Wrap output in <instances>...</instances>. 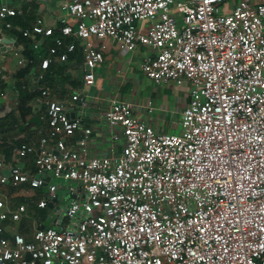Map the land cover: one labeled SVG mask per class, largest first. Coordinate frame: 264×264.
Here are the masks:
<instances>
[{
  "label": "built area",
  "instance_id": "built-area-1",
  "mask_svg": "<svg viewBox=\"0 0 264 264\" xmlns=\"http://www.w3.org/2000/svg\"><path fill=\"white\" fill-rule=\"evenodd\" d=\"M63 10L58 29L38 19L22 30L34 50L52 38L44 70L80 45L92 85L104 61L95 40L111 38L131 51L153 48L143 72L189 82L190 98L180 132L157 130L129 99L111 98L104 117L123 144L99 155L89 153L92 128L50 98L47 133L16 152L36 154L39 174L76 180L85 195L69 202L65 225H40L32 239L6 233L1 222L27 206L0 198V264H264V0H66ZM17 12L0 4L3 21ZM39 174L18 164L6 174L0 164V183L40 187ZM48 183L39 206L57 197Z\"/></svg>",
  "mask_w": 264,
  "mask_h": 264
},
{
  "label": "crops",
  "instance_id": "crops-1",
  "mask_svg": "<svg viewBox=\"0 0 264 264\" xmlns=\"http://www.w3.org/2000/svg\"><path fill=\"white\" fill-rule=\"evenodd\" d=\"M65 1L0 0V4L6 2L18 12H22L19 16L24 24L31 26L38 19H42L46 25H53L58 29V19L65 13ZM18 29L21 27L18 26ZM7 38L10 40L6 41ZM17 41L18 37L13 36L0 19V164L4 173H9L12 164H18L32 174H39L35 164L36 154L30 153L21 157L16 148L21 142L37 141L47 133L46 109L48 100L54 97L66 101V110L71 117H80L83 126L92 128L88 141L91 155L107 154L114 148L118 151L122 148V140L114 141L104 117L113 97L129 99L133 113L157 130L181 131L182 112L190 98V83L177 84L174 80L156 83L149 78L143 72L141 64L147 56L154 54L153 48L140 45L131 51L111 38L95 40L97 46L104 45V61L95 68V83L87 85L84 80L87 67L78 53L82 50L80 45L67 61H62L57 56L53 58V62L65 66L57 70L51 69L49 83L41 81L45 78L47 69L42 68L40 61L35 64L34 58L29 59L26 51L30 46L19 45ZM51 43L50 37L44 38L42 42V46L46 45L48 53ZM27 83L33 90H36V87L47 88L48 95L44 96L36 90L38 92L34 91L35 99L27 104L23 97V94L30 90ZM77 92H80L81 96L73 100L72 95ZM78 136L79 132H76L68 138L73 147H76L75 140ZM50 147L56 150V142L51 141ZM39 175L46 179L40 187L0 183V198L7 207L13 208L19 204L27 206L19 220L1 222L6 227L7 234L20 231L28 239H32L35 229L40 225H65L67 205L72 199L83 198L85 195L81 184L76 180L61 181L51 177L49 172ZM48 182L58 184L57 197L49 200L53 202L52 205L48 202L46 206H39L40 200L48 197ZM60 188L69 191L64 203L59 201Z\"/></svg>",
  "mask_w": 264,
  "mask_h": 264
},
{
  "label": "trees",
  "instance_id": "trees-1",
  "mask_svg": "<svg viewBox=\"0 0 264 264\" xmlns=\"http://www.w3.org/2000/svg\"><path fill=\"white\" fill-rule=\"evenodd\" d=\"M19 15L21 16L22 12H17L16 15L4 20L3 21V26L6 27L13 36H17L18 37V41L17 42H18L19 45L22 44V45H25V46H31L32 42H33V38L25 36L23 34V31H22L24 28H27L30 25L22 23L21 17ZM7 21H11L12 22V26L11 27L6 26ZM18 26H20L21 29H18ZM44 46H41V48L38 49V50H34V49L29 47L28 50L26 51L29 58H34L35 59L34 60L35 64L38 63L39 61L41 63L42 59L49 55L48 50L46 49V45H44ZM78 53H79L80 58L82 56L83 59H84L82 50L78 51ZM64 66H65V64H61V63H58V62H53V59H52V61L50 62L49 67L47 68V74L45 75V78L43 80H41V81H45V82H49L50 83V80H51L50 71H51V69L53 68V69L57 70L59 68H64ZM38 84H39V82H38ZM26 85L28 86V89H30V90H28V92L26 91L23 94V97H24L25 101L28 104L30 101H33L35 99L36 95H35L34 91H36V90H33L31 85H29L28 83ZM20 86H19V88H20ZM36 92H38V91H36ZM39 92L41 93V91H39Z\"/></svg>",
  "mask_w": 264,
  "mask_h": 264
},
{
  "label": "rangeland",
  "instance_id": "rangeland-1",
  "mask_svg": "<svg viewBox=\"0 0 264 264\" xmlns=\"http://www.w3.org/2000/svg\"><path fill=\"white\" fill-rule=\"evenodd\" d=\"M59 193H60V200H59L60 203L66 202L69 191L66 188H60Z\"/></svg>",
  "mask_w": 264,
  "mask_h": 264
},
{
  "label": "water",
  "instance_id": "water-1",
  "mask_svg": "<svg viewBox=\"0 0 264 264\" xmlns=\"http://www.w3.org/2000/svg\"><path fill=\"white\" fill-rule=\"evenodd\" d=\"M9 40H10L9 38H7V39H6V41H9ZM87 68H88V67H87ZM43 173H47V172H46V171H44ZM49 204H50V205H52V204H53V202H52V201H50V202H49Z\"/></svg>",
  "mask_w": 264,
  "mask_h": 264
}]
</instances>
